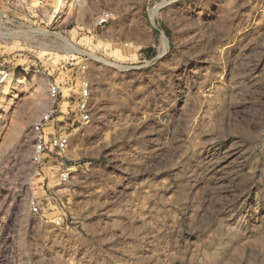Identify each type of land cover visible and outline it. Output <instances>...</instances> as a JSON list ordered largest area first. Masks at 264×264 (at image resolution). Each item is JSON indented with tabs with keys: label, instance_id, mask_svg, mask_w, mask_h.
<instances>
[{
	"label": "rangeland",
	"instance_id": "1",
	"mask_svg": "<svg viewBox=\"0 0 264 264\" xmlns=\"http://www.w3.org/2000/svg\"><path fill=\"white\" fill-rule=\"evenodd\" d=\"M72 1L0 0V264H264V0Z\"/></svg>",
	"mask_w": 264,
	"mask_h": 264
},
{
	"label": "built area",
	"instance_id": "2",
	"mask_svg": "<svg viewBox=\"0 0 264 264\" xmlns=\"http://www.w3.org/2000/svg\"><path fill=\"white\" fill-rule=\"evenodd\" d=\"M107 18L101 19L99 24L105 23ZM57 85H51L49 95L53 101L58 98ZM90 88L84 84L81 88L79 100L76 102V115L82 122H88L90 119L89 110ZM58 108L56 102L47 111L39 115L31 125L32 138V153L31 160L34 164L41 165L44 160L52 154H61L66 151L69 146L70 136L61 127L57 121L56 114ZM65 173L62 174V179H66ZM34 211H37V206H34Z\"/></svg>",
	"mask_w": 264,
	"mask_h": 264
},
{
	"label": "bare ground",
	"instance_id": "3",
	"mask_svg": "<svg viewBox=\"0 0 264 264\" xmlns=\"http://www.w3.org/2000/svg\"><path fill=\"white\" fill-rule=\"evenodd\" d=\"M76 1L79 2V0H76ZM73 2H75V0L72 1V3ZM61 38H63V37H61ZM64 41H65V39H64ZM75 49H70V50L75 52ZM104 61L106 62V60H104ZM28 81H30V80L28 77H26V75L24 73L11 75L8 72H2V76L0 77V122H1V115H2L3 110L5 108H7V106H10L12 104V97H11L12 94L22 84H25Z\"/></svg>",
	"mask_w": 264,
	"mask_h": 264
}]
</instances>
